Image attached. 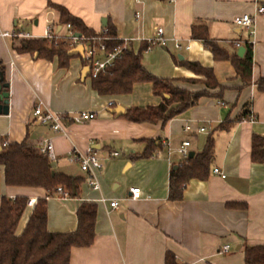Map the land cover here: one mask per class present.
<instances>
[{"label":"crops","instance_id":"1","mask_svg":"<svg viewBox=\"0 0 264 264\" xmlns=\"http://www.w3.org/2000/svg\"><path fill=\"white\" fill-rule=\"evenodd\" d=\"M260 5L264 6V0H0V62L10 87L9 114H0V137L39 148L51 141L57 156L55 171L80 179L68 199L58 194L48 199L50 232L75 231L80 206H97L94 244L74 248L70 264H166L168 254L179 264H246L245 247L264 246V154L260 162L252 157L254 137L264 144V16L256 17L253 37L235 24L245 14L255 15ZM57 6L96 33L113 27L118 39L130 41L136 53L146 49L142 59L146 70L171 80L176 88L196 93L206 90L197 82L202 77L186 66L191 62L211 68L222 92L202 97L196 106L165 124L125 119L129 109L162 103L151 83L135 84L129 95L102 96L92 88L90 74L83 80L88 67L83 56L71 55L68 67L62 68L58 58L47 60L20 50L25 39L1 36L23 33L29 39H45L48 26L55 27L59 37L68 36L70 30L62 25ZM194 27L230 55H238L240 48L252 43V83H244L231 61H216L207 42L193 37ZM159 28L165 31L167 45L147 51L146 39L156 37ZM175 40L190 49L177 51ZM209 91L216 94L220 88ZM40 104L44 111H88L96 118L84 125L67 122L66 134H61L35 121L34 110ZM119 106L125 110L123 115L110 112ZM251 115L256 117L254 122L242 120ZM203 128L206 132L202 134ZM210 134L216 157L209 177L191 180L182 200L172 201L171 172L183 161L178 149L189 141L190 153H197L199 137ZM147 141L156 142L158 148L152 157L143 158ZM165 144L172 150L170 156ZM74 149L92 150L104 161L101 191L86 184L78 163L70 164L69 153ZM214 169L226 172L227 177L214 174ZM4 181L2 172L0 207L3 196L47 197L43 189L7 187ZM134 188L141 191L136 200L131 199ZM102 196L109 199L108 204L99 201ZM110 201H118V208L112 209ZM31 212L28 208L20 232ZM225 247L230 250L226 252Z\"/></svg>","mask_w":264,"mask_h":264},{"label":"trees","instance_id":"2","mask_svg":"<svg viewBox=\"0 0 264 264\" xmlns=\"http://www.w3.org/2000/svg\"><path fill=\"white\" fill-rule=\"evenodd\" d=\"M167 1V0H160ZM60 12L62 25H70L71 32L81 34V38H103L97 45L105 44L108 52L122 46L123 41L118 39L116 29L106 27V31L96 33L88 28L84 22L71 15L64 7L57 6ZM193 37L207 42L216 61H231L241 79L246 85L252 83L254 64V51L252 43L244 45L245 53L242 57L237 54L230 55L216 43L210 42L206 32L193 28ZM85 43V42H84ZM72 43L65 39L49 41L47 39H25L20 50L37 53L39 57L47 60L58 58L59 65L66 68L69 65L73 50ZM87 44V43H85ZM90 44V43H89ZM125 51L115 64L109 67L105 75L92 79V88L100 95L123 96L132 93L134 85L138 83H151L153 93L163 99L157 106L147 108L129 109L123 117L133 123H166L181 113L196 106L202 97L219 96L223 87L218 83L213 70L201 66L199 63H186V66L202 79L197 82L205 85L206 90L190 92L176 88L169 79H162L151 74L143 65V51ZM84 59V58H83ZM85 62V59H84ZM86 63V62H85ZM5 66L0 62V78L5 80ZM264 90V78L261 80ZM220 91L212 94L209 90ZM176 105V107H174ZM245 116V115H244ZM229 124H227L228 126ZM226 126V125H225ZM225 126H222L225 128ZM226 126V127H227ZM203 148L195 153L193 158L183 160L171 172L170 199L180 201L188 183L193 179L206 180L210 175L211 165L215 156L213 136H207ZM0 137V175L4 174V183L7 187H23L43 189L46 196L36 200L35 206L28 218L26 228L19 230L21 221L28 209L30 199L26 196L9 198L3 196L0 207V264H70L71 252L74 248H89L94 244L96 232L97 206L83 204L77 214V229L69 233H53L48 230L49 198L57 195V189L62 187L69 195H74L79 180L55 171L53 162L39 147L22 143H6ZM252 157L254 161L263 159L264 144L262 139L254 137ZM154 141H147V147L141 155L149 158L158 148ZM246 264H264V246H247L244 250ZM166 264H179L173 255L168 254Z\"/></svg>","mask_w":264,"mask_h":264},{"label":"built area","instance_id":"3","mask_svg":"<svg viewBox=\"0 0 264 264\" xmlns=\"http://www.w3.org/2000/svg\"><path fill=\"white\" fill-rule=\"evenodd\" d=\"M264 16V6L258 7L255 15L251 14H245L238 19L235 20V24L238 27L245 28L249 31L250 37H253L255 35V22L257 16ZM137 18H140V15H137ZM68 29L70 30V34L68 36L59 37L55 33V27L48 26L47 27V34L45 39L49 41H54L57 39H65L70 41L73 47H78L83 45L84 46V59L87 63L88 67L90 68V77L92 79H96L97 77L101 75H105L107 69L115 64V61H117V58H119L125 51L130 49V41L128 40H121L123 41V45L115 48L112 52H108L106 49L105 44L97 45V42H100L103 40V38H93V39H85V38H76L74 34L71 32V26L67 25ZM164 30L162 28H159L157 30L156 37L146 39L148 42V48L147 51H152L155 47L158 46H166L167 45V39L164 36ZM2 37H13L17 39H29L28 35H25L23 33H4L1 34ZM87 44H85V43ZM90 43V44H89ZM237 48L241 47V44L236 45ZM174 47L177 51L181 52L183 50H189V46H182V44L175 40ZM103 55L104 58H101L100 56ZM221 105H224V103H221ZM34 116L36 117L35 121H38L39 123L50 125L51 129L57 133L66 134V126L65 124L67 122H72L73 124H79L84 125L88 124L91 121H93L96 118V114L93 112H78L74 114H59V113H53L50 110L44 111L43 106L40 104L35 107L34 110ZM243 121H250L254 122L256 120V117L254 115H251L248 118H243ZM186 130H191L190 126L186 127ZM200 133H205L206 129H200ZM7 142L4 144L6 145ZM168 155L170 156L172 154V150L170 149V146L165 144ZM191 146V142L186 141L182 144V146L178 149L179 154L182 156L183 160L188 159L190 155L189 148ZM41 151L46 154L49 159L53 162L56 160V152L54 145L51 141H48L45 143L42 147H40ZM113 157H118L119 154L112 153ZM70 164L71 163H78L81 167V170L86 174V184L94 191H101V183H100V174L103 171L105 163L104 161L96 154V152L90 150L89 153H83L79 149H74L69 153L68 158ZM213 173L216 175H219L222 178L227 177V173L220 171L219 169H214ZM131 193V199L136 200L139 199L141 196V191L139 188H134L130 190ZM57 194L62 199H68L70 197L69 193L66 192L62 187H59L57 189ZM103 204H108L109 199L102 196L99 200ZM36 200L30 199L28 203V208H33L35 206ZM110 207L112 209H117L119 206L118 201H110L109 203ZM226 252H228L230 249L229 247H225L224 249Z\"/></svg>","mask_w":264,"mask_h":264},{"label":"water","instance_id":"4","mask_svg":"<svg viewBox=\"0 0 264 264\" xmlns=\"http://www.w3.org/2000/svg\"><path fill=\"white\" fill-rule=\"evenodd\" d=\"M103 25L105 26L106 25V21H103ZM76 38H81V34H75L74 35ZM241 50L238 51V55L240 57H242L245 53V48H240ZM70 55H81L84 57V46L81 45L75 49H73L70 53ZM90 74V68L89 67H86L82 73L83 75V80ZM4 81V78L1 77L0 78V114H4V115H8L9 114V97H10V94L9 92L7 91L9 87L8 84H4L3 83ZM111 113L113 114H116L117 116H121L124 114L125 110L123 107L119 106V107H116L114 109H111L110 110ZM206 136L205 135H201L199 137V146H198V149L201 150L203 148V144H204V141L205 140ZM191 156H189V158H193L195 156V152H191L190 153ZM177 167H175L176 169Z\"/></svg>","mask_w":264,"mask_h":264}]
</instances>
